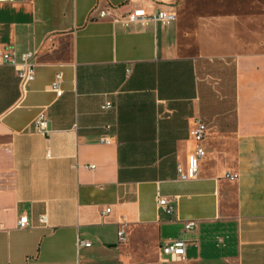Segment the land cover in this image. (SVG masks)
I'll return each mask as SVG.
<instances>
[{
	"label": "crops",
	"instance_id": "0c3cea01",
	"mask_svg": "<svg viewBox=\"0 0 264 264\" xmlns=\"http://www.w3.org/2000/svg\"><path fill=\"white\" fill-rule=\"evenodd\" d=\"M193 1L0 0V50L36 53L26 88L0 64V264H264V0Z\"/></svg>",
	"mask_w": 264,
	"mask_h": 264
},
{
	"label": "built area",
	"instance_id": "2783aa9c",
	"mask_svg": "<svg viewBox=\"0 0 264 264\" xmlns=\"http://www.w3.org/2000/svg\"><path fill=\"white\" fill-rule=\"evenodd\" d=\"M102 16L104 13L101 14ZM128 23L141 22L142 24L148 23H162L169 24L177 19V14L173 10L168 9H156L153 12H147L145 9L137 8L129 12L126 16ZM36 53L34 51H28L18 57L14 52L3 49L0 50V64H9L17 68L18 76L21 80L22 86H26L35 79V69H36ZM63 72L59 71L53 82L50 85V90L53 91L57 96L63 94ZM110 103H107L104 108H109ZM36 126L38 131L42 133H48V126L46 118L40 115L36 121ZM207 134V127L202 121H197L196 125L191 131V135L197 146L193 152L189 155L187 169L184 170L182 166H178V174L180 179L186 180L195 178L198 175L200 161L205 155V148L203 146V141ZM90 168H94V165H90ZM227 178H236V174H227ZM159 205L168 213L172 214L175 210L174 204L166 198H161L159 200ZM106 211H110L107 209ZM40 222L42 224L47 223V216L44 214L40 217ZM29 225L28 217L26 215L20 217L18 221V227L25 228ZM185 231H193L197 227L196 220H186L183 223ZM80 246H91V242L87 240H80ZM187 242L181 238L177 237L171 239L161 246L162 252L172 260H179L183 258L186 254Z\"/></svg>",
	"mask_w": 264,
	"mask_h": 264
},
{
	"label": "rangeland",
	"instance_id": "374dc122",
	"mask_svg": "<svg viewBox=\"0 0 264 264\" xmlns=\"http://www.w3.org/2000/svg\"><path fill=\"white\" fill-rule=\"evenodd\" d=\"M202 3L206 4L207 7H209V6H212L214 4V0H196L195 5L199 7V4L201 6Z\"/></svg>",
	"mask_w": 264,
	"mask_h": 264
}]
</instances>
